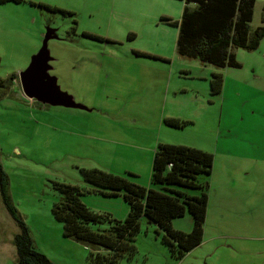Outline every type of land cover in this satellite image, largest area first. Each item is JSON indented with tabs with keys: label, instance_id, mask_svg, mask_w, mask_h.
Masks as SVG:
<instances>
[{
	"label": "rangeland",
	"instance_id": "obj_1",
	"mask_svg": "<svg viewBox=\"0 0 264 264\" xmlns=\"http://www.w3.org/2000/svg\"><path fill=\"white\" fill-rule=\"evenodd\" d=\"M184 7V0L0 2V165L35 248L55 264H93L91 255L108 252L65 236L52 211L60 199L54 183L78 186L92 211L124 220L130 206L123 192L104 195L81 169L154 187L160 143L214 157L211 174L199 175L209 183L203 242L179 258L165 232L141 220L134 252L118 264H264V36L254 49H234L240 66L180 56L179 26L171 21L181 20ZM263 7L256 0L251 34L264 25ZM47 28L60 37L48 43L50 73L87 110L43 104L22 91L19 75ZM215 73L223 77L218 93L211 85ZM168 118L189 123L177 128ZM172 224L188 232L193 219L187 212ZM20 232L0 189V264H17Z\"/></svg>",
	"mask_w": 264,
	"mask_h": 264
},
{
	"label": "trees",
	"instance_id": "obj_2",
	"mask_svg": "<svg viewBox=\"0 0 264 264\" xmlns=\"http://www.w3.org/2000/svg\"><path fill=\"white\" fill-rule=\"evenodd\" d=\"M184 1L181 20L171 21L179 26L176 48L180 56L197 58L218 67L240 66L234 49H254L264 36V25L251 34L250 23L256 0ZM222 80L221 74H213L211 85L214 93L220 92ZM3 84L4 80L0 79V87ZM166 122L177 128L189 123L176 118H168ZM213 160L211 153L199 148L160 143L152 164L151 183L154 187L137 185L99 168L81 169L83 179L104 195L114 196L123 192L130 206L124 220L92 211L81 201L82 191L78 186L61 182L54 183L60 192V199L52 211L55 218L63 223L65 236L85 241L108 252L107 255L99 253L96 257L91 255L93 264H118L126 252L133 253V242L141 220L162 229L165 232L164 242L181 258L203 242L209 183L200 182L199 175L211 174ZM187 188L200 190V193L190 194ZM0 189L7 209L21 228L15 237L17 264H55L35 248L27 224L12 203L8 193V177L1 165ZM187 212L193 219L192 229L188 232L175 229L173 219Z\"/></svg>",
	"mask_w": 264,
	"mask_h": 264
},
{
	"label": "water",
	"instance_id": "obj_3",
	"mask_svg": "<svg viewBox=\"0 0 264 264\" xmlns=\"http://www.w3.org/2000/svg\"><path fill=\"white\" fill-rule=\"evenodd\" d=\"M58 38L56 29L47 28L41 48L32 57L29 66L19 75L22 91L27 98L43 104L87 110L86 106L76 102L72 95L63 91L57 77L50 73L54 57L48 43L51 39Z\"/></svg>",
	"mask_w": 264,
	"mask_h": 264
},
{
	"label": "crops",
	"instance_id": "obj_4",
	"mask_svg": "<svg viewBox=\"0 0 264 264\" xmlns=\"http://www.w3.org/2000/svg\"><path fill=\"white\" fill-rule=\"evenodd\" d=\"M138 52H139L140 54H142V53H143V52H141V51H138ZM157 56H158V55H157ZM159 56H160V55H159ZM159 56H158V57H159ZM160 57H162V56H160Z\"/></svg>",
	"mask_w": 264,
	"mask_h": 264
},
{
	"label": "flooded vegetation",
	"instance_id": "obj_5",
	"mask_svg": "<svg viewBox=\"0 0 264 264\" xmlns=\"http://www.w3.org/2000/svg\"><path fill=\"white\" fill-rule=\"evenodd\" d=\"M57 30V33H58V29H56ZM59 35V34H58ZM59 40H60V37L58 38Z\"/></svg>",
	"mask_w": 264,
	"mask_h": 264
}]
</instances>
